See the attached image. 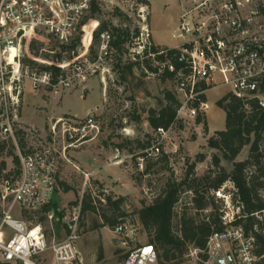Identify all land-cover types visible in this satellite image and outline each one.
<instances>
[{
    "label": "built area",
    "instance_id": "obj_1",
    "mask_svg": "<svg viewBox=\"0 0 264 264\" xmlns=\"http://www.w3.org/2000/svg\"><path fill=\"white\" fill-rule=\"evenodd\" d=\"M179 3L182 12L173 32L179 45H157L142 10L138 32L131 33L127 46L131 62L139 63L149 79L171 81L180 99L173 124L154 130L149 146L137 155L141 168L145 163L173 164L181 150L176 126L196 123L205 115L202 97L213 89L229 88L228 94L241 99L247 113L251 101L264 109V0ZM90 11L91 0H0V264H86L77 245L80 210L63 224V241L50 242L40 218L51 204L63 162L71 164L68 150L94 140L99 123L93 115L60 117L51 120L46 132L24 124L23 115L30 93L61 98L106 70L104 63L114 52L111 34L101 35L97 56L89 54L97 26L89 46L84 37L81 53L58 64L59 74L24 64L31 58L39 66H54L53 61L32 57L30 43L37 39L47 46L52 38L69 45L80 30L90 27L82 24ZM85 177L87 183L89 175ZM210 195L223 230L212 235L207 251L191 250L186 264H264V255L257 253V237L264 241V209L249 213L231 179ZM260 195L264 200V190ZM44 215L51 225L60 222L54 211ZM127 230L121 223L114 233ZM119 264H159V253L151 243L140 244Z\"/></svg>",
    "mask_w": 264,
    "mask_h": 264
},
{
    "label": "rangeland",
    "instance_id": "obj_2",
    "mask_svg": "<svg viewBox=\"0 0 264 264\" xmlns=\"http://www.w3.org/2000/svg\"><path fill=\"white\" fill-rule=\"evenodd\" d=\"M95 1L100 12L85 23L92 30L98 27V24L107 23L115 28L128 27L133 33L139 27V16L144 10L157 45L172 47L181 43L173 37L182 12L179 0ZM87 17L90 18V13ZM91 38L92 36L87 37L88 46ZM38 43H41L40 40ZM56 43L57 41L50 39L49 44L44 45V50L59 51ZM39 47L43 50L40 44ZM100 47L101 41L100 44L92 41L89 47L92 58L97 56ZM82 50L83 48L78 50L79 54ZM40 58L50 60L44 53ZM118 59L119 61H116L113 55L111 60L104 63L103 69L106 70L99 71L97 76L85 85L74 86L61 98H51L44 93H30L24 105V124L45 129L46 132L51 120L60 117L84 119L93 115L99 123L100 132L92 137L94 140L80 149L68 150L67 157L71 164L63 162L51 201L63 213V217L59 218L60 222L56 221L52 225L47 222L43 225L50 242L63 241L66 239L63 224H69L73 214L80 210V239L77 245L86 264H119L122 256L135 246L149 243L151 236L144 230L137 213L151 204L169 180H184L193 164L195 177H202L215 169L214 156L221 159L220 166L226 172H232L234 167L232 162L223 158L221 151L212 149L209 145V139L216 132L225 129L226 115L217 106V102L229 93V88L213 89L206 94L205 120L209 123L208 131L203 124L198 125L191 120L176 126L175 134L181 150L173 162L174 165L162 162L145 163L143 168L139 167L137 155L149 145L154 134L149 122L152 112H158L166 105L167 92L174 93L179 101L180 99L171 81L149 79L139 67L134 68L131 75H125L124 67L131 61L127 55L121 54ZM102 77L105 79L104 83ZM262 148L264 149V142ZM248 155L249 147H246L235 162L245 161ZM201 158L205 160L201 162ZM2 159L4 158H0ZM118 161H122L123 165L118 166ZM85 175H89L87 183ZM115 178L118 181H114ZM64 185L69 186L71 190L66 192ZM200 191L204 196L211 197L209 188ZM87 195L92 197L94 205L99 208L98 212L83 213L82 201ZM109 196L113 200L120 197L127 200L124 207L128 216L124 219V223L128 225L126 234L118 235L109 227L96 229V225L103 223L101 214L105 209L106 197ZM192 198L193 194L189 192L182 194L176 207L178 218L175 220V230L179 228L178 223L184 214H197ZM210 213L211 211L207 210L200 213L199 217L203 219ZM118 249L123 253L117 255ZM188 261L189 258L186 257L184 264Z\"/></svg>",
    "mask_w": 264,
    "mask_h": 264
},
{
    "label": "trees",
    "instance_id": "obj_3",
    "mask_svg": "<svg viewBox=\"0 0 264 264\" xmlns=\"http://www.w3.org/2000/svg\"><path fill=\"white\" fill-rule=\"evenodd\" d=\"M99 12L100 8L96 1L92 0L90 18L87 17L82 24L98 15ZM92 32V29L86 27L84 30H80L78 36L69 45H60L57 42L56 46L59 47V51L55 49L50 52L45 51L44 44L38 43L37 39L33 40L29 45L31 56L40 58L44 53L47 58L54 62V66L50 68L39 66L31 58H26L24 64L31 67L38 66L43 71L52 70L57 75L61 72L58 64L65 60L72 61L77 56L84 37V44L88 46L87 37L92 36ZM137 32L138 28L134 30V33ZM104 33H109L112 36L111 46L114 49L113 55H115L116 61H119L120 54L128 56L127 46L132 33L130 28H115L107 23L98 24L93 32V41L100 44L101 35ZM39 44L43 50L40 49ZM137 67L142 69L139 63L130 62L125 65L123 73L131 75L134 68ZM165 101L166 105L158 112L153 111L150 116L149 122L154 130L161 127L169 128L176 119L180 101L171 92L165 94ZM202 101L207 103L206 96L202 97ZM250 105L251 112L247 113L245 103L233 94H226L217 102V106L226 114V125L223 131L216 132L209 139V145L212 149L221 151L223 158L233 163L232 172L228 173L221 168V159L218 156L213 157L215 169L210 170L202 177H195V164H193L189 167L184 180L181 182L169 180L154 197L151 204L137 213L144 230L151 236L149 243L153 244L159 253V264H184L192 248L193 250L207 251L212 235L223 230L218 205L212 197L204 196L200 191L201 189L207 187L210 191L215 190L228 179H231L239 189L241 199L249 213L264 209V200L260 195V191L264 190V149L262 148L264 142V109H260L256 101H251ZM196 123L198 125L203 124L205 130L208 131L205 115L199 116ZM246 147H249L248 158L243 162H235ZM2 149L0 147V150ZM204 160L205 158L200 159L201 162ZM64 190L68 192L71 188L64 185ZM188 192L193 194L192 202L197 214L192 216L184 214L178 223L179 228L175 230V220L178 218L176 207L182 194ZM126 202L125 197H120L117 200H113L111 196L106 197L105 209L101 214L103 223L96 225V229L109 227L115 230L119 224L124 223V219L128 217L124 208ZM82 204L84 214L99 211L90 195L84 197ZM207 210H210L211 213L201 219L199 214ZM50 211H54L58 218L63 217V213L51 202L40 218L42 225L47 223V217L44 213ZM109 214L110 216H108ZM249 222L253 224L252 220ZM257 238L260 243L257 253L264 255V241L259 236ZM121 253L123 252L119 249L116 251L117 255ZM126 257L127 253L122 256L121 261Z\"/></svg>",
    "mask_w": 264,
    "mask_h": 264
},
{
    "label": "crops",
    "instance_id": "obj_4",
    "mask_svg": "<svg viewBox=\"0 0 264 264\" xmlns=\"http://www.w3.org/2000/svg\"><path fill=\"white\" fill-rule=\"evenodd\" d=\"M225 115H226V114H225ZM208 125H209V123H208ZM89 143H90V142H89ZM87 144H88V143H87ZM87 144H85V145H87ZM85 145H84V146H85ZM148 146H149V145H148ZM148 146H147V147H148ZM82 147H83V146H82ZM147 147H146V148H147ZM146 148H144V149H146ZM79 149H80V148H79ZM144 149H143V150H144ZM143 150H142V151H143ZM119 155H120V154H118V156H119ZM114 181H118V179L115 178Z\"/></svg>",
    "mask_w": 264,
    "mask_h": 264
}]
</instances>
